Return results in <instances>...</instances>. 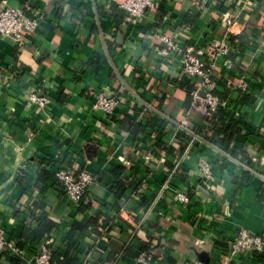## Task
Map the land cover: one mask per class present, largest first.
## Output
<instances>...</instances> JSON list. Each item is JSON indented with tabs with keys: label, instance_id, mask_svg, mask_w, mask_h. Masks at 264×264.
Instances as JSON below:
<instances>
[{
	"label": "crops",
	"instance_id": "0c3cea01",
	"mask_svg": "<svg viewBox=\"0 0 264 264\" xmlns=\"http://www.w3.org/2000/svg\"><path fill=\"white\" fill-rule=\"evenodd\" d=\"M118 1L0 4L28 6L45 19L22 43L0 36V225L17 243L26 225L39 228L43 213L62 236L94 219L96 231H78L59 247L81 264H137L148 242L157 245L161 264H264V252L231 261L223 254L240 228L264 236V0H157V12L135 28ZM225 14L241 23L231 43L247 45L228 64L215 60L229 122L210 144H194L174 173L190 141L177 124L206 133L189 111V85L177 65L159 64L156 49L166 45L158 35L206 47L226 38ZM239 76L253 90L242 101L238 91L224 89ZM32 91L50 104L30 103ZM100 92L121 99L114 115L93 109ZM205 159L212 163L211 190L201 181ZM63 165H80L96 179L81 208L66 201L60 184L39 182L41 171L56 175ZM120 181L127 187L118 198L112 188ZM178 188L189 191V205L175 200ZM24 252L21 264H34L35 253Z\"/></svg>",
	"mask_w": 264,
	"mask_h": 264
},
{
	"label": "built area",
	"instance_id": "2783aa9c",
	"mask_svg": "<svg viewBox=\"0 0 264 264\" xmlns=\"http://www.w3.org/2000/svg\"><path fill=\"white\" fill-rule=\"evenodd\" d=\"M214 1L223 3L222 0ZM93 2L95 3L96 0ZM118 6L128 24L135 28L136 25L143 22L144 17L149 12H157L159 4L157 0H119ZM222 23L225 26L226 38L221 41H214L211 45L202 48L195 49L191 46L178 45V42L174 41L172 37L158 35L160 41L166 45L163 49H156L159 64L162 69L169 67V64L177 65L181 71L182 82L189 85L188 92L191 96L189 111L200 116L206 133L200 135L195 129L187 126L185 122L177 124V129L183 132L190 141L185 151L179 155L174 173L179 171L177 169L180 168L182 159L192 154L194 144H210L208 138H213L216 130L225 127L229 122L227 116L229 103L215 93L222 86L217 76L215 60L218 57H223L225 63H230L229 56L235 53L240 46L238 45L239 42H235L234 45L230 40L235 36L234 27L241 23L235 16L228 14L223 16ZM44 24L45 19L28 6H0V36L9 39L11 42L22 43L29 35L37 34ZM174 53L177 58H174ZM224 89L238 91L241 101L253 92L251 81L245 76H239L236 81L228 79L225 81ZM28 101L40 108L48 106L51 102L48 96L39 95L36 91L31 92ZM120 104L121 99L108 98L103 92H100L96 95L93 109L106 115H114ZM200 168L202 171L201 181L206 189L211 190L215 181L212 163L207 159L202 160ZM56 177L66 201L75 207L81 205L83 197L96 181L95 177L80 165L76 167L60 166L56 171ZM174 198L183 205L191 203L190 194L186 188H178L174 193ZM156 251L157 245L154 242H148L138 255L137 264H161L162 259L155 255ZM262 252H264V236L253 234L246 228H240L235 238L228 243L226 249H223V254L227 256L228 261L236 256L248 258L255 253L260 254ZM34 253V264H51L52 250L49 248L48 242H43ZM6 256L23 258L25 252L17 247L6 229L0 225V258ZM189 264L210 263L196 260Z\"/></svg>",
	"mask_w": 264,
	"mask_h": 264
},
{
	"label": "trees",
	"instance_id": "16d2710c",
	"mask_svg": "<svg viewBox=\"0 0 264 264\" xmlns=\"http://www.w3.org/2000/svg\"><path fill=\"white\" fill-rule=\"evenodd\" d=\"M2 1L3 0H0V4L2 3ZM245 41H246V39H245ZM243 42H244V40H243ZM246 46H247L246 42H244V44L240 43L239 47H241V49H242L243 47H246ZM234 55L237 56L238 54L233 53L232 55L229 56V58H232V56H234ZM215 93L223 99L226 98V95L222 94L220 90H218ZM231 120H233V119H231ZM222 129L223 128L217 129L216 134L221 133ZM173 150H174V148L169 149L170 152H173ZM48 180H53L56 183L60 184L54 173H51V172L45 171V170L41 171L39 174V182L44 183V182H47ZM126 187L127 186L124 182H121V181L117 182L113 186L112 192L114 193L115 196H117L118 198H121V196L123 195V193L126 190ZM262 196L264 197V193ZM83 202H84V197H83V201H82L81 205L79 206L80 208L82 207ZM38 207L41 209L43 208L42 205H38ZM39 221H40V226L36 230L31 229V227L27 226V225L24 227L22 235L18 239V242L16 243L17 247L21 250L28 249L30 252L34 253L36 250H38L39 246L43 242H48V246L52 250L51 264H81L77 257H70L69 251H66L65 253L62 254L61 248H59V247H60L63 239L66 241H71V239L74 237L75 233L78 231H84V230L88 229L89 227H92L93 230L96 231L97 226L95 224V220L91 219L90 221H88L86 223L76 222L75 225L72 227V229L65 236H62L60 233L57 232V230L59 229V225L57 223L53 222L52 220H50L46 213H43V214H41V216H39ZM52 232H53L52 236H54V238H55L54 243H50L48 241L49 234H51ZM155 255L156 256L160 255L158 248H157ZM11 261H12V264H21V259L18 257L12 256Z\"/></svg>",
	"mask_w": 264,
	"mask_h": 264
},
{
	"label": "water",
	"instance_id": "95a60500",
	"mask_svg": "<svg viewBox=\"0 0 264 264\" xmlns=\"http://www.w3.org/2000/svg\"><path fill=\"white\" fill-rule=\"evenodd\" d=\"M112 5H113V8H114V9H117V5H116L115 2H113ZM107 97L109 98V96H107Z\"/></svg>",
	"mask_w": 264,
	"mask_h": 264
}]
</instances>
